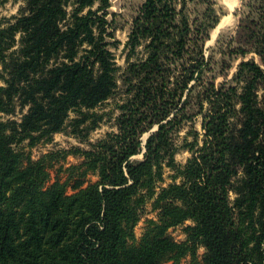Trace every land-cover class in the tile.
<instances>
[{
  "label": "trees",
  "instance_id": "1",
  "mask_svg": "<svg viewBox=\"0 0 264 264\" xmlns=\"http://www.w3.org/2000/svg\"><path fill=\"white\" fill-rule=\"evenodd\" d=\"M244 6L206 53L216 0H142L123 65L109 0H22L0 20V264H264V0ZM65 126L83 148L25 152Z\"/></svg>",
  "mask_w": 264,
  "mask_h": 264
},
{
  "label": "rangeland",
  "instance_id": "2",
  "mask_svg": "<svg viewBox=\"0 0 264 264\" xmlns=\"http://www.w3.org/2000/svg\"><path fill=\"white\" fill-rule=\"evenodd\" d=\"M110 1V7L108 8L109 14L107 15L108 19H112V26L115 27L114 30V37L116 40L119 41L118 48L112 49V51L115 54V59L117 64L123 65V55H122V47L127 37V32L130 26L131 17L135 13V10L137 9L138 5L142 0H109ZM218 5L223 9V14L221 15L219 21L222 20V18L226 15H230L231 20L230 23L227 25H223L218 27L216 30H214L217 26L214 27V29L210 32L209 42L207 43L208 50L206 53L210 52L212 49L216 50V45L222 42H225L228 40L235 31V27L238 22V18L240 15L246 10V7L244 6L246 0H236L235 6L233 9H229L228 6L225 3V0H216ZM22 4V0H0V20H6L8 18H11L13 15H16L18 13V8ZM220 23V22H219ZM215 32L214 37L211 39V33ZM217 41L219 43H217ZM215 57L219 58V54L215 53ZM254 57L255 60L258 61V57L253 54L247 55V58ZM239 59L233 61V65L231 69L228 71L227 78H229L232 74V72L235 69L234 64L238 62ZM222 76H217L216 81L222 80ZM114 101L109 100L102 104L99 108H96V111L99 112H105L104 120L110 117V115H113L115 113L114 109ZM74 112H70L69 118L74 116ZM110 124L107 121H104L99 128L95 129L94 131H91L89 134V137L91 140H96L100 137H102L106 131L110 130ZM183 132H181L182 134ZM85 145L81 143L77 138H75L70 133V126H65L64 130L57 132L53 135V138L50 142L44 143H38L35 147L28 148L25 147V152H29L31 157L33 159H37L39 156L49 152V151H63V150H69L71 148H83ZM62 154V153H61ZM62 156V155H61ZM190 156L189 152L187 151H181L176 154V161L179 164H183L186 159ZM80 162V158L74 154H68L65 157H59V159L52 161L51 165H49L48 170L50 173V183L53 182L56 178L63 181L67 175L69 174V171L67 168L73 164H78ZM169 174L170 171L167 170L165 172L166 180L165 182H169ZM96 179L95 176H88L87 180L94 181ZM155 212L151 210L150 203L147 202L143 210L141 212V217L139 222L135 226V236L136 240H139L141 237L146 222L149 218H155ZM188 223V222H187ZM170 234L173 236V238L177 241H181L184 239V233L182 230V226H176L174 228L170 229ZM203 249H199L198 251V260H200V254L202 253ZM188 258L183 259L181 261V264H187Z\"/></svg>",
  "mask_w": 264,
  "mask_h": 264
},
{
  "label": "bare ground",
  "instance_id": "3",
  "mask_svg": "<svg viewBox=\"0 0 264 264\" xmlns=\"http://www.w3.org/2000/svg\"><path fill=\"white\" fill-rule=\"evenodd\" d=\"M235 3H236V0H227V4H228V7H229L230 10L234 7ZM230 20H231L230 15H227V16L225 15L223 17V19L221 20V23H220V25L218 27L229 24ZM218 27H216L214 30H216ZM214 34H215V32L211 33V39L214 37Z\"/></svg>",
  "mask_w": 264,
  "mask_h": 264
},
{
  "label": "crops",
  "instance_id": "4",
  "mask_svg": "<svg viewBox=\"0 0 264 264\" xmlns=\"http://www.w3.org/2000/svg\"><path fill=\"white\" fill-rule=\"evenodd\" d=\"M225 3H226V5L228 6V4H227V0H225ZM235 6V5H234ZM229 8V7H228ZM233 9V8H232ZM223 19V18H222ZM220 23H221V21H220ZM220 23L217 25V27L220 25Z\"/></svg>",
  "mask_w": 264,
  "mask_h": 264
},
{
  "label": "water",
  "instance_id": "5",
  "mask_svg": "<svg viewBox=\"0 0 264 264\" xmlns=\"http://www.w3.org/2000/svg\"><path fill=\"white\" fill-rule=\"evenodd\" d=\"M218 23H219V22H218ZM218 23H217V24H218ZM216 26H217V25H216ZM208 42H209V39L206 41V43H205V47H207V45H208L207 43H208Z\"/></svg>",
  "mask_w": 264,
  "mask_h": 264
}]
</instances>
